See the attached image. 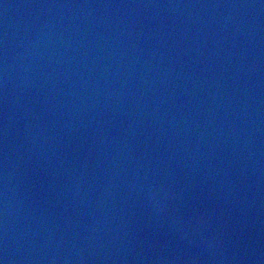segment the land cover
Listing matches in <instances>:
<instances>
[{
    "label": "water",
    "instance_id": "95a60500",
    "mask_svg": "<svg viewBox=\"0 0 264 264\" xmlns=\"http://www.w3.org/2000/svg\"><path fill=\"white\" fill-rule=\"evenodd\" d=\"M0 264H264V0H0Z\"/></svg>",
    "mask_w": 264,
    "mask_h": 264
}]
</instances>
